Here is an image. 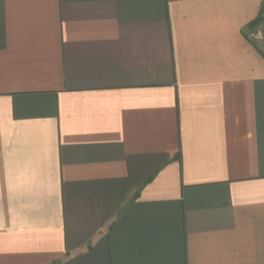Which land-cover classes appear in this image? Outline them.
Instances as JSON below:
<instances>
[{
    "label": "crops",
    "instance_id": "0c3cea01",
    "mask_svg": "<svg viewBox=\"0 0 264 264\" xmlns=\"http://www.w3.org/2000/svg\"><path fill=\"white\" fill-rule=\"evenodd\" d=\"M264 0H0V264H264Z\"/></svg>",
    "mask_w": 264,
    "mask_h": 264
},
{
    "label": "rangeland",
    "instance_id": "374dc122",
    "mask_svg": "<svg viewBox=\"0 0 264 264\" xmlns=\"http://www.w3.org/2000/svg\"><path fill=\"white\" fill-rule=\"evenodd\" d=\"M246 34L250 41L257 46L258 52L264 57V7L257 23L248 27Z\"/></svg>",
    "mask_w": 264,
    "mask_h": 264
},
{
    "label": "trees",
    "instance_id": "16d2710c",
    "mask_svg": "<svg viewBox=\"0 0 264 264\" xmlns=\"http://www.w3.org/2000/svg\"><path fill=\"white\" fill-rule=\"evenodd\" d=\"M256 23H257V20H256V22H254L251 26L255 25Z\"/></svg>",
    "mask_w": 264,
    "mask_h": 264
}]
</instances>
